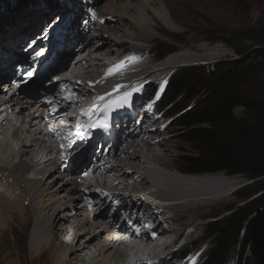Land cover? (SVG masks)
<instances>
[{"label":"bare ground","instance_id":"1","mask_svg":"<svg viewBox=\"0 0 264 264\" xmlns=\"http://www.w3.org/2000/svg\"><path fill=\"white\" fill-rule=\"evenodd\" d=\"M184 1L162 0L164 10L175 22V10L185 9ZM69 2L75 8L59 10L61 14L53 23H45L54 10L47 11L50 7L44 6L40 15L34 16L33 25L32 20L23 15L25 25L12 22L6 24L10 30L0 29V83L9 86L7 90L0 87V226L3 228L9 218L13 223L15 217L33 218L30 251L36 257L48 255L47 264L165 263L171 255L170 248L183 230L195 228V220L204 216L208 208L206 202L232 193L238 183L220 174L170 173L174 171L171 157L164 156V159L157 150L169 139L167 124L159 123L162 114L153 115L154 105L149 106L147 102L140 105V99L132 101V106L137 108L135 111L130 107H125V115L118 109L111 111L112 126L108 132L92 129L90 135V129L85 126L77 135L76 117L88 109L97 96L112 93L117 85H122L119 92L109 98L119 99L124 92L133 91L142 83L145 86L149 79L177 70L188 60L185 53L178 52L166 57L161 64H155L152 57L144 55L146 49L141 48L140 43L147 37L160 30L173 32L162 19L164 15L157 0ZM85 7L91 11L90 16H70V12L83 11ZM68 16L72 22L66 24ZM81 18L87 21H83L86 23L80 28L82 32L76 34V22ZM38 25L48 29L46 44L50 57L38 64L34 71L37 74L18 89L20 93L7 96L6 92L9 93L14 83L26 77L17 72L16 66L21 64L19 59L30 52L29 49L18 50L20 45L15 36L27 34ZM110 25L113 28L105 29ZM127 27L138 29L145 39L127 33ZM183 36L185 38V32ZM9 41L15 42V48H10ZM132 57L135 59L130 60ZM71 61L73 66L69 70ZM122 62L126 66L121 71L108 74ZM26 66L23 64L22 68ZM53 71L56 73L50 75ZM58 74L66 76L59 78ZM61 86H67L79 97L76 104L69 106L62 100L65 93ZM141 90L143 87L139 88ZM137 94L138 91L134 92L132 98ZM70 109L77 114L68 119L66 113ZM134 113L138 115L132 119ZM97 116L102 120L104 113L99 112ZM131 119L133 123L129 122ZM81 120L87 125V117ZM10 141L15 143V148ZM70 141L72 145L65 147ZM84 141L86 146L75 155L76 146ZM165 148L169 150L167 145ZM13 158L17 163H10ZM85 165L92 168L94 178L77 175L82 176L87 171L82 170ZM25 173L33 178L25 179ZM172 179L185 186L225 181L219 187L204 191L165 194L168 191L165 182ZM138 191L144 195L146 191L152 192L153 199H158L163 209L156 207L158 211L154 213L138 199ZM33 211L35 215H30Z\"/></svg>","mask_w":264,"mask_h":264},{"label":"trees","instance_id":"2","mask_svg":"<svg viewBox=\"0 0 264 264\" xmlns=\"http://www.w3.org/2000/svg\"><path fill=\"white\" fill-rule=\"evenodd\" d=\"M220 42L232 49L235 59L211 68L180 69L169 77L156 103L165 99L160 108L172 117L174 128L185 131L191 149L180 155L179 173L223 172L252 180L236 192L242 204L207 225L209 248L196 264H251L243 259L245 251L251 244L254 251L264 246V233H258L252 218L264 206V196L252 198L264 191V25L233 31ZM153 50L163 59L176 49L156 43ZM182 102L189 105L181 108ZM238 107L242 116L234 113ZM201 243L199 239L195 249ZM188 252L184 248L177 253L184 257Z\"/></svg>","mask_w":264,"mask_h":264},{"label":"rangeland","instance_id":"3","mask_svg":"<svg viewBox=\"0 0 264 264\" xmlns=\"http://www.w3.org/2000/svg\"><path fill=\"white\" fill-rule=\"evenodd\" d=\"M79 1L84 2L85 0H79ZM134 3L135 2H133V4ZM157 3L159 8L161 9L162 16L164 15L162 19L168 24L169 27L173 29V32L171 31L166 32L164 30L162 31L160 30L158 32H154L152 37L149 36L146 39L144 38L145 35L142 34L141 31L133 27H127L126 29L127 33L137 34L145 39L143 43H140L141 48L146 49L144 55L152 57V59L155 60L154 61L155 64L156 63L161 64L166 59L165 57H164L165 59L164 58L157 59L155 57L153 46L156 43H165L174 46L176 50L172 54L175 55L178 52L180 54L185 53L187 56L188 63L182 67H179L177 70L174 69L172 71L170 70L171 72L170 71L167 73L164 72L165 74L163 73L164 74L163 76L158 75L154 78L149 79L148 81L149 83H147L145 86L144 83L137 85L135 89L137 88L139 89L141 86V88L143 87V90L139 91L140 93L138 92V94L135 95L134 98H132V101H134L135 99H140V105L145 104L146 102L147 104H149V106L150 105L153 106L154 104L155 111L153 112V115H157V114L163 115L159 123L167 124L166 131L169 136V139L167 141L162 142V145L157 150L160 151L159 153L163 157L164 156L171 157L170 161L172 164V169H174V171H171L170 173L173 172L172 174L178 173L180 175L189 176L188 174H181L178 172L179 164H181V161L179 159L180 155L182 157L183 155H185V153H189L191 151L188 143L185 142V131L174 128L172 126L173 125V122L171 120L172 117H166L167 114L166 111L163 110V108H160L161 107L160 105L165 99L155 104V101L158 100L157 94L159 93L160 90H163V88H165V86L168 83L169 77L173 73L179 71L180 69L192 68V67L211 68L216 64H220L224 61L235 59L236 54L232 51V49L221 43L220 40L223 39L224 37L231 35L233 31H243L258 26H263L264 0H185L184 1L185 9L177 8L175 10L176 22H179L182 25H179L178 23L175 22L174 19L172 20L168 16L167 12L163 8L164 6L162 0L161 1L157 0ZM44 6L50 7L47 9V11L52 8L54 10V13L49 17V19L45 21L46 24H48L50 21L55 19V17H57L59 13L61 14V11L59 10L70 11V9L75 8L74 5L69 2V0H0V29L4 27L3 30L4 29L10 30V27L6 26L7 23L11 24L12 22H15L16 25H20L21 23L24 24L22 19L23 15L24 16L26 15L27 19L28 18L31 19L32 20L31 24L33 25L34 16L37 17V15H40V10L44 9ZM4 11L6 13H3ZM47 13L48 12H46V14ZM69 14L70 16L71 14H76L77 16H79L80 14L82 16H90L91 11H88L85 7L83 8V11L75 10L74 13L70 12ZM70 16H68L67 19ZM79 20L81 21L76 22L78 26L75 30L76 34L78 33L80 34L82 32L80 28L82 25L86 23L83 21H87L85 20V18H81ZM71 22H72V18L70 17L66 24H69ZM113 27L112 25H110V26H106L105 29L108 30ZM44 29L46 28H44L43 25L42 26L38 25L36 26L35 30L27 32V34L16 35L15 36L16 42L18 43V46L20 45L18 50L19 49L27 50L28 48L26 47L27 46L26 41L29 40L30 38H35L37 36L38 39L43 38L45 33ZM184 32H185V38L183 36ZM41 34L43 35L41 36ZM105 36L111 37L110 34L107 35L105 34ZM13 44L15 45V42L14 43L12 41L8 42L10 48L13 46ZM40 47L43 46H39V48ZM12 48L15 47L13 46ZM34 51L35 49L31 50L30 53H33ZM50 53L51 51L49 49L46 59L50 57ZM172 54L169 55L172 56ZM169 55H167V57H169ZM129 79L130 78H128L126 81H128ZM43 81H44V77H43ZM5 84L6 83L3 84L0 83L1 90L9 89V86L8 85L5 86ZM32 90L34 89L32 88ZM10 91L11 90H9V93L3 91V93L6 92L8 96L10 94ZM182 104L183 106L181 108H185L186 106L189 105V102L187 104L185 102H182ZM136 109L137 108L134 106L130 107L131 111H135ZM234 113L237 116H242L244 114L243 108L241 107L235 108ZM137 115L138 114L134 113L132 119H135ZM132 119L129 122L133 123ZM128 127H129L128 129H132V126H128ZM72 143L73 142L70 141V143H68L69 145L66 144L65 147L72 145ZM11 144L12 147L15 148V143L11 142ZM86 144H87L86 141L78 144L76 146L77 152L76 153L74 152V154L78 155L79 154L78 151L83 149L86 146ZM165 145L169 147V150L165 148ZM10 163H17V159L13 158ZM217 174H220L221 176H223L222 178L226 180L231 179L236 181V183H238V187L230 194L224 193L222 195L223 198H221L220 200L207 201L206 203L208 204L207 206L208 208L205 211L204 216L199 217L195 220L194 223L195 228L187 227L183 230V233L181 234L180 238H178L175 241V244L169 250V252H171L170 253L171 255L168 257V259H166L165 263H160V264H175L178 262L181 263L183 262L184 264H196L197 260L201 258L209 248V241L211 238H208L207 236L208 232H206L205 230L207 225L209 223L217 222L222 217L231 214L232 212H234L237 206H240L242 204L239 203V200L236 197V192L243 186L251 184L252 180L247 179L243 175L227 176L223 172ZM212 175H216V173H212L211 175L208 176H212ZM29 176L31 175L25 173L23 177L26 179L29 178ZM30 178H33V176H31ZM220 180H216L215 182H211L207 184L185 186L183 184H179L178 182L172 179L171 181L165 182L166 185L164 186L168 190L167 192H165V194L168 193L171 195L172 192L189 193L190 191L192 192L193 190L204 191L208 189H213L215 187H219L220 184L223 181H225L222 179ZM262 196H264V191L256 194L252 198H257V197L260 198ZM34 212L35 211L30 213V215H35ZM252 218H253V223H256L255 228L256 229L258 228V230L260 228V231H258V233H264V230H261L264 223L262 221V219L264 220V206H261L255 212ZM15 220L16 221L13 223L9 218L7 219V221H9L10 223L5 222L3 228L0 226V264H47V257H49L48 255L47 257L46 255L36 257L30 251L29 237L31 232L34 231V227L32 225L33 223L32 221H34L33 218H28L25 215H23L21 219L15 217ZM117 221L120 222V220L118 219ZM35 222H37V220H35ZM166 226L168 225L166 224ZM256 229L255 232L257 234ZM199 239H201L202 243L195 249L196 243H198ZM184 248L185 250H189V252L186 253V256L179 257L180 253L177 252H179L181 249ZM243 259L248 260L251 264H264V246L262 248L258 247L254 251L251 244L249 250L245 251L243 255Z\"/></svg>","mask_w":264,"mask_h":264},{"label":"snow or ice","instance_id":"4","mask_svg":"<svg viewBox=\"0 0 264 264\" xmlns=\"http://www.w3.org/2000/svg\"><path fill=\"white\" fill-rule=\"evenodd\" d=\"M130 60H134L135 58H129ZM126 65L122 62L121 64L115 66L113 69L109 71V75H113L119 71H121ZM31 76V73H28ZM89 87H93L92 84H89ZM122 85H117L116 88L112 93H108L106 95L97 96L93 102V104L86 110H82L79 116L76 117V128H77V135H79V130L85 126L91 129H98L103 132H108L111 125V111L122 109L125 107L132 106V96L134 92L139 91V89H133V91L124 92L122 95L119 96V99H109L114 94L119 92V89L122 88ZM62 92L65 94L62 96V100L67 102L69 106L76 104L79 97L69 90L67 86H61ZM52 101H49V104H52ZM103 112L104 119L101 120L97 116V113ZM67 114V113H66ZM81 117H87V125L83 123ZM93 117H96L93 119ZM53 131H55L53 129ZM139 230L137 229V233Z\"/></svg>","mask_w":264,"mask_h":264}]
</instances>
